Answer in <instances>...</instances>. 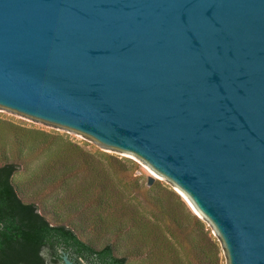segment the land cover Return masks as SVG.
Segmentation results:
<instances>
[{
	"label": "water",
	"instance_id": "1",
	"mask_svg": "<svg viewBox=\"0 0 264 264\" xmlns=\"http://www.w3.org/2000/svg\"><path fill=\"white\" fill-rule=\"evenodd\" d=\"M0 111L143 159L264 264V0H0Z\"/></svg>",
	"mask_w": 264,
	"mask_h": 264
},
{
	"label": "trees",
	"instance_id": "2",
	"mask_svg": "<svg viewBox=\"0 0 264 264\" xmlns=\"http://www.w3.org/2000/svg\"><path fill=\"white\" fill-rule=\"evenodd\" d=\"M135 171L130 161L89 155L61 136L0 120V264H62L59 250L90 264H182L170 240L186 243L179 245L188 264H217L218 245L177 195L180 208L148 202L152 220L130 205ZM47 194L59 196L40 214L35 200ZM125 234L129 245L119 251L110 238Z\"/></svg>",
	"mask_w": 264,
	"mask_h": 264
},
{
	"label": "rangeland",
	"instance_id": "3",
	"mask_svg": "<svg viewBox=\"0 0 264 264\" xmlns=\"http://www.w3.org/2000/svg\"><path fill=\"white\" fill-rule=\"evenodd\" d=\"M0 120L13 123L15 125H18L20 127L32 129V130H40L45 133H48L50 135H58L62 138L70 141L71 143L76 144L79 146L83 151L88 153L89 155H95L98 156V154H106L116 160H119L121 162L130 161L136 165V171L134 172V175L139 177V181L137 182V186L129 187L128 191L129 193L127 198L131 199L130 205H132L135 209H138L139 212L143 215L146 219H151L153 217L154 208L153 210L149 208L148 202H153L155 198L159 200L160 205L165 207H175L180 208L179 204L176 202V200L173 198V194L177 195L180 198V201L184 204L186 210L194 215H196L205 225L206 231H209V236L216 242L219 248V252L217 253L218 263L217 264H230L229 254L226 249V246L219 235L216 228L213 226V224L210 222L209 219H207L203 214H198L194 210V205L192 200L188 197L187 194H185L181 188H179L177 185H175L173 182H171L168 178H166L164 175L156 171L152 166H150L147 162H145L143 159L139 158H133V157H127L122 155H116V154H110L107 150H105L102 146H100L98 143H96L93 139H91L88 136H83L79 134H74L70 132H65L61 130H56L48 127L39 126L36 124H33L31 122L25 121L23 119L17 118L15 116L9 115L7 113L0 111ZM38 164V161L35 162V166ZM33 164L30 165V168L34 167ZM22 169V166H21ZM21 177H25V175H21ZM151 177L154 179L153 184L151 187H147L146 183L148 178ZM22 185H28L29 181H20ZM123 188V185L122 187ZM146 191V193H145ZM171 193V194H169ZM59 194H47L43 197L36 198L35 205L38 207V212L40 214H43V211L46 212V214L49 212L50 207L54 204V199L58 197ZM43 203L45 204V210L43 209ZM197 211V209H196ZM196 213V214H195ZM78 216H73L71 220H78ZM152 220V219H151ZM88 237H91L93 234L86 232L85 233ZM179 238H182L183 236L177 235ZM106 236L103 240H107ZM111 241L115 244L119 251H125L124 248L128 246V239L129 237L125 234L119 237L117 240L110 238ZM169 239V238H168ZM183 244L184 248L186 243L182 240H170L168 241V245L171 246L174 250L170 251L174 254H176L179 257L180 262L182 264H188L186 259L185 250L184 253L180 250V242ZM107 242H99V244H106ZM44 257L46 259L47 256L45 252L43 253ZM126 264H140L139 260H131L128 259L126 261Z\"/></svg>",
	"mask_w": 264,
	"mask_h": 264
},
{
	"label": "flooded vegetation",
	"instance_id": "4",
	"mask_svg": "<svg viewBox=\"0 0 264 264\" xmlns=\"http://www.w3.org/2000/svg\"><path fill=\"white\" fill-rule=\"evenodd\" d=\"M69 259H70V261L73 263V264H90V263H85V262H77V261H75V259L74 258H70L69 257Z\"/></svg>",
	"mask_w": 264,
	"mask_h": 264
}]
</instances>
